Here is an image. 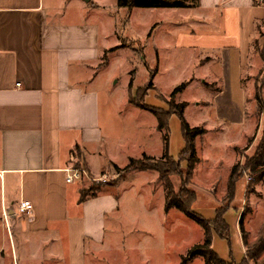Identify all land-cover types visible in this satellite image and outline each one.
<instances>
[{
	"label": "crops",
	"instance_id": "1",
	"mask_svg": "<svg viewBox=\"0 0 264 264\" xmlns=\"http://www.w3.org/2000/svg\"><path fill=\"white\" fill-rule=\"evenodd\" d=\"M135 9H180L183 15L178 22L166 18L170 33L149 21L142 41L124 35ZM263 22L261 0H198L194 7L131 10L117 7L116 0H0V223L32 248L49 243L50 253L43 257L49 262L59 257L65 235L68 263L84 264L86 248L103 245L106 221L120 207L121 181L136 172L152 173L159 181L155 170L115 169L131 158L154 157L129 151L135 144L130 135L141 132L142 125L129 127L115 105L116 91L107 87L111 56L131 51L121 41L154 43L176 36L175 46L189 52L198 66L209 63L225 70L235 63L238 70L252 69L253 44ZM115 46L120 47L109 50ZM202 77L192 75L185 87H218ZM128 97L127 84L123 99L130 103ZM153 125L159 131L156 119ZM69 166L83 167L87 178L114 169L120 179L80 201L86 177L67 182ZM22 200L30 201V211H20ZM1 249L2 243L3 263Z\"/></svg>",
	"mask_w": 264,
	"mask_h": 264
},
{
	"label": "rangeland",
	"instance_id": "2",
	"mask_svg": "<svg viewBox=\"0 0 264 264\" xmlns=\"http://www.w3.org/2000/svg\"><path fill=\"white\" fill-rule=\"evenodd\" d=\"M120 11L124 17L125 9ZM181 15L183 10L180 9H135L130 17L132 23L125 28L124 35L143 41L141 35L149 21H158L159 30L163 28L170 33L166 18L175 17L178 22ZM170 36L159 37L154 43H151L152 39H145L144 43L123 39L122 47L131 51H121L111 56V64L105 75L107 87L114 93L116 91L118 100L115 105L127 117L129 127L142 125L141 132L130 135L129 140L132 144L135 140V144L130 146L129 151L134 156H139L142 151L150 153L154 157L142 160L154 164L161 160L165 131L155 129V118L149 111L124 101L129 81L132 80L135 90L133 93L130 90L131 98L140 101L141 93L136 94V89L144 87L150 71L157 68L154 88L147 90L144 103L162 109L168 108L167 102L174 87L188 81L192 75L203 73V79L216 82L218 87L214 84L204 87L189 84L174 96L176 103H189L183 110L188 124L204 127L207 132L195 138L199 161L192 177L186 178V163L182 161L181 173L171 174L169 179L176 192H180L184 186L194 191L196 199L192 207L202 217L212 218L217 207L227 208L224 218L229 226V239L213 233L212 248L221 258L238 262L243 257L244 247L238 226L241 213H244L243 223L249 242L256 239L264 224V167L254 173L245 169L264 131V22L258 28L253 44L256 63L252 69L244 67L238 70L235 63L225 70L209 63L198 66L189 52L182 53L183 49L175 46L176 36L172 40ZM153 44L157 45L158 56ZM219 87L220 90H217ZM166 133L168 155L178 160L185 140L180 119L174 113L169 116ZM73 156L76 157L74 164H79L76 153ZM236 163L239 176L234 196L229 199L226 196L227 181ZM119 179L118 173L111 169L85 178L82 184L83 188L103 189L113 186ZM119 187L122 193L120 207L106 221L103 245L99 249L86 248L84 264H181V257L186 251L202 241L203 231L196 222L176 209L165 213L161 182L155 181L152 173L128 174ZM0 243L3 259V263L0 259V264H69L65 235L59 242V257L55 262L43 260L50 253L49 243L32 248V244L23 243L15 235L12 236L3 223H0ZM263 260L264 251L256 259V264ZM249 262L254 263L252 260ZM186 264H203V260L196 256Z\"/></svg>",
	"mask_w": 264,
	"mask_h": 264
},
{
	"label": "trees",
	"instance_id": "3",
	"mask_svg": "<svg viewBox=\"0 0 264 264\" xmlns=\"http://www.w3.org/2000/svg\"><path fill=\"white\" fill-rule=\"evenodd\" d=\"M264 3V0H261ZM198 3V0H116V5L119 8H127L131 10L134 7L140 8H180V7H194ZM122 46V45H120ZM120 46H115L109 50H114ZM105 59V56L103 57ZM156 73V69L150 72L149 80L147 84L136 89V94L141 93L140 101H135L131 98L130 93L128 101L134 106L145 109L149 111L156 119L157 128L159 130H164L163 133V152L161 155V160L154 164L145 163L142 158H131L128 164L122 168H115L118 173L121 171H131L135 169L139 170H155L158 174V180L162 184L164 193V203L163 208L165 212L170 209H176L182 214H184L189 219L196 222L203 231L202 241L192 245L186 253L181 257V264H186L192 258L199 256L203 260V264H250L252 260L256 264V259L264 251V224L261 230L258 232L256 239L252 242L248 241V232L244 228V213H241L238 219L239 231L241 233L242 244L245 247L244 256L238 262L233 259L225 260L221 258L217 252L212 248V234L215 233L218 237L229 239V226L225 221L224 214L227 208L217 207L215 209L216 214L211 219H206L197 213L192 204L195 202L196 195L194 191L188 190L184 186L180 192H176L173 189L169 176L171 174L181 173V162L186 163L185 176L190 179L193 174L195 165L198 163L199 159L196 156L195 150V138L205 134L207 130L204 127L190 126L183 116V110L186 107V102H175L174 96L183 90L186 82H181L176 85L170 94L169 100L167 102L168 108H155L144 103V95L147 90L153 88V76ZM132 88V80L128 83L129 92ZM174 113L180 119L182 134L185 140V147L181 151L178 160L173 159L168 155V137L166 133L167 123L169 116ZM245 164V169L250 173L257 172L260 168L264 167V131L262 133L261 140L258 147L256 148L255 154L247 160ZM238 163L234 164L230 170L228 181H227V193L226 196L232 199L234 196L235 183L238 179L239 173L237 172ZM120 175V174H119ZM99 190L98 187L92 188L88 187L80 191V201L84 200L87 196H94ZM184 192V193H183ZM253 263V264H254ZM258 264V263H257ZM260 264H264V260Z\"/></svg>",
	"mask_w": 264,
	"mask_h": 264
},
{
	"label": "built area",
	"instance_id": "4",
	"mask_svg": "<svg viewBox=\"0 0 264 264\" xmlns=\"http://www.w3.org/2000/svg\"><path fill=\"white\" fill-rule=\"evenodd\" d=\"M17 86H20V83H16ZM83 177H89L86 170L81 166H69L65 168V180L67 182H72L74 180H80ZM32 205L29 200H22L19 204L20 211H30Z\"/></svg>",
	"mask_w": 264,
	"mask_h": 264
}]
</instances>
